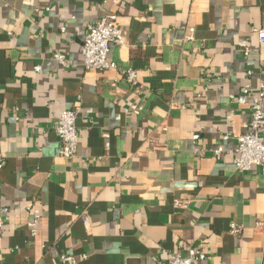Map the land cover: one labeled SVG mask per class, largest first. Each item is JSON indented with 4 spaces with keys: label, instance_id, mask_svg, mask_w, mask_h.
I'll return each mask as SVG.
<instances>
[{
    "label": "crops",
    "instance_id": "1",
    "mask_svg": "<svg viewBox=\"0 0 264 264\" xmlns=\"http://www.w3.org/2000/svg\"><path fill=\"white\" fill-rule=\"evenodd\" d=\"M111 10L116 68L86 70L88 26ZM255 28L264 0H0V264H162L190 248L206 255L194 264H264V173L232 162L240 90L264 88ZM76 105L68 159L54 125Z\"/></svg>",
    "mask_w": 264,
    "mask_h": 264
},
{
    "label": "built area",
    "instance_id": "2",
    "mask_svg": "<svg viewBox=\"0 0 264 264\" xmlns=\"http://www.w3.org/2000/svg\"><path fill=\"white\" fill-rule=\"evenodd\" d=\"M112 4L117 5L120 0H111ZM258 41L264 44V29L255 28ZM194 29L188 28L186 39L193 38ZM123 37L118 29V15L111 10L106 12L99 20L88 26L87 33L82 42L81 52L83 56V67L86 70L95 69L105 72L116 68L115 62L109 59L108 52L111 44L122 45ZM249 53V49H244V55ZM62 66H67L65 55L61 52H55L52 55ZM125 81L128 84H134L136 81V72L134 70H125ZM250 99L248 131L236 138L235 156L232 158L234 167L238 170L249 171L252 167H258L264 173V88L259 84L256 92L250 93L247 89L241 88L237 102L246 103ZM79 109L76 106L64 110L55 121L54 133L60 141V155L64 158H72L77 150V127L76 117ZM193 138H197L194 134ZM228 135H222V140H227ZM224 148L220 144L213 150L216 159H220L224 154ZM3 166V160L0 158V169ZM186 202L174 201L175 207H185ZM5 209L0 212V229L3 226V215ZM35 222L38 218V211L33 210ZM239 227L235 224L230 225V232L235 234ZM206 255L197 248H190L185 255L170 256L162 264H194L197 261H204ZM60 261L67 264H74L72 256L62 255Z\"/></svg>",
    "mask_w": 264,
    "mask_h": 264
}]
</instances>
